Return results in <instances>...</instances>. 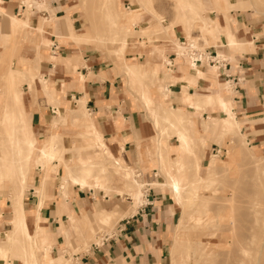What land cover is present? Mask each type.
I'll list each match as a JSON object with an SVG mask.
<instances>
[{
  "label": "crops",
  "instance_id": "crops-1",
  "mask_svg": "<svg viewBox=\"0 0 264 264\" xmlns=\"http://www.w3.org/2000/svg\"><path fill=\"white\" fill-rule=\"evenodd\" d=\"M23 1L21 0L20 3L19 0H0V81L4 78L7 69V64L1 65L2 60L5 58L6 62L11 60L14 70L17 69L19 60H21L22 68L18 70L32 74L38 72L37 75L45 79L46 85L55 89L53 96L60 101L58 107L49 101L41 89L39 76L35 78L33 92L28 90L26 83L21 86L24 91L25 108L32 113V126L38 140L44 139L45 142L51 135L61 134L63 141L68 140L69 142L65 133H53V124H57L53 123V118L56 114L64 117L69 108L77 105V100L84 99L86 109L91 113L94 125L102 134L112 155L118 159L122 158L127 167L135 171L134 176L146 182L145 186L155 184L153 181L158 179L160 171L157 151L159 142L168 143L172 162L180 159L178 150L180 142L174 134L170 138L161 140V128L156 126L155 118L146 107L141 92L134 91L131 87V78L126 72L125 62L145 64L150 51L141 46L140 42L146 41L139 40L140 46L128 41L124 61L108 57L104 52L93 49L88 44H76L67 35L68 23L71 21L78 33L77 28H80L79 31L85 29L86 17L80 9V4L71 0H49L48 4L45 2L47 8L42 12L32 8L29 28L24 31L25 36L21 40H16L11 33V19L13 17L23 18L27 9ZM230 1L238 4L237 1ZM202 2L204 7L212 11L209 14H216V18H219L221 26L224 27L225 17L214 10L211 0H202ZM129 7L130 5L127 8ZM230 16L236 22L237 31L233 32L236 38L243 43L244 48L230 49L225 35H222L216 42L212 41L211 46L206 49L218 55L221 53L223 55L221 58H224L225 53L230 55L228 67L225 71H215L218 69L216 67H210L211 71L209 67H197L204 76L194 77L193 84L182 79V72L188 70L191 65L186 59L174 56L175 52L170 43L173 40H153L154 45L163 44L157 46L165 48L164 54L166 55L164 61L154 58L153 65H161L163 62L161 66L178 79L168 83L171 93L167 97L159 91L152 90V98L155 103L165 107L185 109L186 113L191 114L195 120L196 129L204 133L203 122L205 120L221 119L224 114L218 105L214 106L218 110L211 113H208L207 109L196 112L185 108L184 92L211 94L220 91L222 85L224 86V89L222 88L223 97L230 99L232 111L240 123L241 133L255 146L254 150L264 152V26L262 22H254L251 9L243 11L234 9L230 11ZM146 18L148 17L144 16L140 24L143 25L150 21ZM42 21L43 24L40 27ZM174 35V39L185 38L180 31H175ZM43 40L50 45L44 46ZM39 52L43 56L54 57V60L52 58L43 60L42 54L41 59L38 60ZM69 58L73 61L71 66L65 63V60ZM211 72L218 75H212ZM163 75L164 73H159V76L163 77ZM228 84L232 88L231 95L228 93ZM65 127L69 125L61 126L59 131H66ZM206 137V146H197L202 169L210 153L215 156H222L217 155L218 151L225 153V150L216 144H209L210 134ZM76 140L80 139L76 138ZM56 160L49 161L43 166L38 165L35 160L31 161L24 201V213L31 232L35 229L38 213L44 220L41 226L49 232L45 238V245L50 247L52 256L55 250L59 249V252L64 254L67 252L66 256L72 255L73 258L76 253L73 250L78 249L73 245V237L84 238L85 243L90 241L85 238L84 234V227L87 226L84 219L86 214L91 217L93 214L106 210L117 213L121 218L115 234L109 239L105 238L102 248L92 247L89 253L77 255L78 264L165 263L169 242L162 234V230L173 216L170 212L177 211L170 188L151 187L148 202L150 205H140L142 203L140 202L137 205H140L137 211L134 201L131 203L133 209L127 207L128 198L124 199V197L131 196L130 193L124 192L121 195L116 192L123 188V184L113 188L115 193L112 197L103 196V201L99 200L97 195L102 196L101 193L104 194V190L82 189L78 185H70L69 192H63L60 195L65 170L61 162H55ZM110 162L111 160H108L107 164ZM34 167L47 168L48 172L44 177L40 178V175L38 178ZM112 170L109 168L105 175L110 185L118 177ZM128 171H130L129 168ZM138 173L141 175L138 176ZM162 181L160 183H164L165 178ZM70 183H72L71 180ZM70 183L68 180V185ZM4 188V186L0 187V190ZM157 189L164 190V192H157ZM66 211L69 213H65ZM7 226L5 221L0 220V238ZM48 258L51 259V255ZM1 262H3L2 259H0ZM72 262L75 264L74 259ZM12 264L23 263L21 260L13 259Z\"/></svg>",
  "mask_w": 264,
  "mask_h": 264
},
{
  "label": "bare ground",
  "instance_id": "bare-ground-1",
  "mask_svg": "<svg viewBox=\"0 0 264 264\" xmlns=\"http://www.w3.org/2000/svg\"><path fill=\"white\" fill-rule=\"evenodd\" d=\"M191 1L192 0H182V4L180 6L181 10L191 12L190 15H186L185 13L178 15L165 27V29L175 33L176 29L181 27L184 29L186 34L193 38V26L195 21H198L201 23V26L198 27L200 32L203 33L205 31H209V34L215 41H217L222 35H225L229 48L241 49L243 47V43L236 38L233 32L235 31L234 25L236 22L231 16L227 17L225 20L226 25L222 27L218 18L215 19L213 16H203L200 13V9H203L204 7L202 0H194L197 4H194L192 3L193 1ZM226 1L229 3L231 10L238 8L243 9L246 7L243 5L245 4V2H243L245 0H238V4L232 3L230 0ZM23 2L26 3V6L28 7V5L34 1L24 0ZM37 5L39 7V11L47 7L44 1L37 2ZM141 7L143 8L132 10L133 8L130 6L129 8L124 9L125 12L133 15L132 20H134L132 21V24L130 23L133 27L138 25L137 23L142 15L146 13H151L153 16L156 15V10L152 6L149 5L148 7L147 5L142 4ZM248 7L253 8L252 3H250ZM142 9H144V11H142ZM120 11L121 7L119 6L116 9V17L112 16L111 10L106 12L104 15L106 20L110 21L113 27L117 30L108 38V40L113 44V46L114 44L118 45L117 52L120 53H118L119 55H124L129 43L127 38L129 35L134 34L135 32L132 29L126 28L120 23ZM30 12L31 11L29 10L25 11L23 18L13 17L11 19L12 37L15 38V35L18 36L17 33L26 31L29 28V19L31 15ZM155 17L154 19L156 20ZM42 24L43 21L40 27H42ZM71 26L72 23L69 22L67 35L71 40L78 41V38H85L83 34L81 36H78L80 34H75ZM157 28L158 24L155 22L154 25H148L146 27L140 28V30L136 31V33L140 32L149 36L150 34L154 33ZM39 32L43 33V31ZM204 39L206 42H210L209 39L205 37V35ZM140 44L144 47L147 45L146 42H140ZM37 55L38 59H40L41 53L39 52ZM222 56V54H219L218 58L216 59H220ZM149 57L150 58H148L145 64L125 62L126 72L130 78H134L139 80V82H142L143 76L153 65V59L158 57L164 61L166 55L164 54L163 48L153 45ZM178 58H183L181 57L180 53H178ZM6 60V58L2 60V66L5 64ZM52 60H54V57H52ZM161 65H163V62ZM161 65L157 64L152 67L151 83L150 85H147L148 87L143 88L141 94L146 107L155 118L156 126L159 128L160 124H164L165 128L163 127V130L167 131L168 138H170L173 134L178 138L180 142V147L178 148L180 152V159L176 162H172L170 160V147L168 146V143L164 144L163 141H160L157 149L159 156L158 162L160 165V172L165 177V182L155 183L154 185L157 188H170L172 197L174 198L176 204L181 206L183 209H187L186 207L189 206L190 208V206L193 205L195 199L199 197L200 186H202L207 191L213 190V187L216 188V182H218L217 179L221 171L217 165L218 156L213 154L212 157L209 158V164L206 166L205 175L201 176V171L203 169L199 154L197 153V146L200 145V141L204 142L207 138V134L211 135L213 133L217 134L216 137L220 144L223 143L227 134L231 135L240 132L241 137L245 138L246 136L241 133L239 121L232 111V103L222 99L223 94L221 91L205 95H198L195 93L188 94L184 92L183 104H187L194 111H200L201 108L218 105L219 109L224 114L221 119L209 118L208 120H205L203 122L204 133H200L199 136H196L195 134V121L193 117H190L188 113H186L185 109H174L173 107H165L155 103L152 98V90L156 89L167 97L169 93H171L168 83L172 81L174 82L178 79L169 72H165L163 77H158L159 73L162 72ZM216 70L218 69H215V71ZM182 73V79H186L192 84L195 81L194 77L204 76L199 69L191 68L190 66L188 67V70ZM35 76V74L24 70H14L9 66L6 69V74L3 79L5 82L4 89L6 88V90L0 93V100H3L4 105L3 116L0 118V187L6 186V184L9 183H14V180L19 182V185L14 188L12 194L10 195V207L12 209L10 225L12 228L6 232L4 237L0 238V251H5V249H9L11 246L13 249L11 250V255L8 254V256H6L7 253H4L3 255L0 254V259L3 261L0 264H12V260L14 259L12 257H15L16 261L21 260L23 264H73V258L71 257L72 255H68V257L66 255L53 257L52 253L50 254V247L45 245V238L49 232L41 226V223L44 220L41 218L40 213H38L36 217V226L34 231L31 232V229L29 228L27 218L24 213V201L25 190L28 187L31 161L35 160L37 161L38 165L43 166L49 161L62 159L65 153L71 152L73 153L72 157H74L75 162L73 164L67 163V175L65 178L67 180L70 179L73 185H78L82 189L94 188L97 191L101 189L106 193H108L111 188L110 184L105 179V174L109 168H112L113 170L115 169L117 174L121 175L123 178V188L118 189V193L122 195L124 192L128 191L131 193V196H133L135 204H138L143 196V191L141 188L144 185L137 181L136 177H132L129 174L128 168L125 169L126 163L122 158L118 159L112 155L108 146L106 143H104L105 140L102 134L96 129L91 115L88 114L89 112L86 109L84 99L77 100V105L70 110L69 115V118L72 119L74 124L78 125L77 123H81L79 126L82 127L83 130L79 131L77 134V136L80 137L79 139L83 140L81 141V144L79 146L74 144L72 147L67 148L62 145L64 138L61 134H53L46 142L41 143L40 140H38L35 131L33 130L32 113L27 111L25 108L24 93L22 91H18L17 89V85L19 82H21V85L23 83H28V90L33 91L34 84L32 82L35 80ZM39 79L41 88L45 95L49 98V101L58 107L60 105V101L55 99L53 96L55 89L47 86L43 77H39ZM14 85H16V87H14ZM11 86L12 88H10ZM158 119H162V122H159ZM67 122V116L60 117V115L56 114L53 118V123L65 124ZM87 139H92L94 141L93 143L91 142L92 144L95 142L98 144L101 143L100 146L105 147L104 154L108 158L101 161L99 164H93L90 158H88L89 154H84L85 151L88 150V146H90V144H88L90 142L87 143L85 141ZM242 146V142L235 143L231 150L232 154L228 165L232 166V163L235 161V159L245 160L242 155ZM254 152L255 150L249 154L251 162H248V164L250 163L253 166V171L255 172L257 178L262 180V174L264 172V157H258ZM36 154L37 157L34 159ZM108 160H111L109 164H107ZM190 167L191 169L195 170V174L192 176L189 175L188 171ZM232 168H234V166ZM226 169L228 170V168ZM246 205L248 213H250L252 216V227L250 229L251 235L249 237L248 247L243 250V253H245L251 259L247 264H260L261 258L264 257V203L261 201V194L253 193L252 198L249 199V202H247ZM65 213L69 212L66 211ZM231 215L233 216V213ZM232 216L231 220H233ZM117 217V213L102 210L97 214L96 220L99 224L110 226L113 220ZM1 218H3V213L0 212V219ZM236 221L237 220L234 222ZM213 224L214 222H210L207 219H204V216L199 215L198 217L194 218L192 228H206L211 227ZM86 225L87 227H92V222L87 220ZM229 228L232 230V228L235 227L232 225ZM235 230L233 229V234ZM262 234L263 237H261ZM210 235V237H214L216 234L212 232ZM234 236L235 235L232 237L234 238ZM185 237L186 235L180 233L174 238V246L172 248L173 250H171V252H173V256L171 258L170 264H189L188 261L190 256L188 254L186 256H183V253L181 255H177L178 250L183 247L185 243H187V247H189L187 249L192 247V244L186 241ZM202 246V242L197 244V247L199 248ZM207 247L206 249L209 251L208 249H210V247ZM205 250L202 251V253L205 254ZM210 250L213 252V249ZM73 251L77 252L79 250L74 249ZM49 255H51V259L48 258ZM241 262L240 264H246L244 261Z\"/></svg>",
  "mask_w": 264,
  "mask_h": 264
},
{
  "label": "rangeland",
  "instance_id": "rangeland-1",
  "mask_svg": "<svg viewBox=\"0 0 264 264\" xmlns=\"http://www.w3.org/2000/svg\"><path fill=\"white\" fill-rule=\"evenodd\" d=\"M19 1L21 3V0H19ZM33 1L34 2H32L30 5H28V7L26 6L27 7L26 11H28V10L31 11L32 8L35 11H39V7L37 5V2L44 1L48 4L49 0H33ZM71 1H73L74 3L77 2L80 4V6H81L80 9H81L82 13L84 14V16L86 17L85 18L86 26L84 27L85 29L83 31H81V30L79 31L80 28H77L78 33H76V31L73 27V24L71 26L72 29L74 30L75 34H79V33L84 32L82 34H83V36H85V38H78V41L75 40L74 42L78 45L82 44V43L88 44L91 48L100 50L101 52H104L106 55H108V57H112L113 59L122 60V61H124L125 58H124V55H122V54L119 55L120 53L117 52L118 45L114 44V46H113V44L110 43V41L108 40V38L111 35H113L117 30L113 27V25L111 24L110 21L106 20V17L104 15V14H106V12L111 10L112 16L116 17V15H115V13L117 14L116 9L119 6L121 7V11L119 13L120 14V20H121L120 23L123 26H125L126 28L132 29L135 32L134 34L129 35L127 38V40L131 44H137L140 46V44L138 43L139 40L140 41H146L147 45H145V47L144 46L143 47L146 48L147 51H151V49L154 45L153 43H151V42H153V40H167L168 39V40H173L170 43L172 44V48H173L174 52L176 51L177 39L176 38L174 39V36H175L174 33L172 31H169L168 29H165V27L172 20H174L178 15H181L183 13H185L186 15H190V13H191L189 11H183L180 9V6L182 4V0H145V1H138V0H117V1H115V0H71ZM192 1H191L192 3L197 4L194 0H192ZM233 1H238V0H233ZM211 2L214 5V9H216V11L218 13L224 15L225 20L227 19L228 16H230L231 9H230L229 3L226 0H211ZM245 2L246 3L243 5L246 7L243 9L238 8V10L243 11L244 9H251L252 15L254 17V22H262L263 26H264V0H245ZM178 3H180V4H178ZM250 3H252L253 8L248 7ZM142 4L147 5L148 7L150 5L153 8H155L156 15L155 14L154 15L156 17L153 16V14H151V13H146L140 17V20L137 23L138 25L136 27H133L131 25L132 21L134 20V19L132 20L133 15L132 14L130 15L129 13L125 12L124 9H126L128 7V5H130L133 8L132 10L140 9V8H143V7H141ZM46 8H44L43 11H45ZM40 11L42 12V10H40ZM142 11H144V9H142ZM210 12H212V11L206 7H203V9L202 8L200 9V13L203 16H207V17L213 16L216 19V14L211 15V14H209ZM144 16L148 17L146 19L147 20L150 19V21H148L142 25L140 23H141L142 18ZM154 17L156 18V20L154 19ZM155 22L158 24V28L155 30L154 33L150 34L149 36L147 34L145 35V34L140 33V32L136 33V31L140 30V28L146 27L148 25L149 26L154 25ZM199 26H201V23L198 21H195V24L193 26V38H191L188 34H186L184 29L181 27L177 28L176 31L177 32L180 31L181 35H183V37H185L188 41L192 40L200 48L206 49V48L210 47L211 42L215 41V40L212 39L211 35L209 34V31H205L203 33L200 32V29L198 28ZM234 30L237 31V28L235 27V25H234ZM82 34H80L78 36H81ZM17 35L18 36L15 35L16 40L17 39L21 40L25 36V32L21 31V32L17 33ZM204 35H205V37H207L209 39L210 42L205 41ZM141 37H142V39H141ZM164 37L167 39H165ZM177 37L179 38L178 35H177ZM43 45L48 46L50 44L46 40L45 41L43 40ZM155 45H163V44L159 43V44H155ZM163 49H165V48H163ZM230 49L236 50V48H230ZM42 56H43V54H42ZM229 56L230 55H226V53H225L224 58H220V59H228ZM51 58H50V55H48V56H43L42 59L43 60L44 59L50 60ZM148 58H150V57H148ZM155 59H159V58L156 57ZM22 63L23 62L21 60H19V65L16 68L21 69ZM65 63L67 65L71 66L73 64V61L69 58V59L65 60ZM129 63H131V62H129ZM5 64H7V67H9V66L14 67L13 62L11 60L10 61L8 60ZM153 66H155V65H152L148 69V71L145 73V75L143 76L142 82H139V80H137V79L131 78L130 84H131V87L134 91L142 92L144 87H148L147 85H150L151 78H152L151 70H152ZM161 67H162V72H161L162 74L163 73L165 74V72H168V71H166V69L163 66H161ZM209 69H210V67H209ZM210 71H211V69H210ZM216 71H218V70H216ZM37 73H35V75H36L35 78L38 76ZM211 74L215 75V76L218 75L215 72H211ZM161 76H159V77H161ZM40 78H42V77H40ZM3 79L0 81V93L6 90V88L4 89L5 82ZM34 82H35V80L32 82L35 85ZM21 86H22L21 82H19V84L17 85V89H18V91H22L24 93ZM27 86L29 87L28 83H27ZM14 87H16V85H14ZM220 87H221V89L222 88L224 89V86L221 85ZM10 88H12V86ZM223 89L220 90L222 92V94H223ZM153 90L156 92L158 91L156 89H153ZM33 91H30V92H33ZM228 93H230V95L232 94V88L230 87L229 84H228ZM138 94H140V93H138ZM195 94L203 95V94H199V93H195ZM222 99L225 101L230 100L228 97H223V96H222ZM184 106H185V108L192 109L187 104H184ZM214 106H217V105L209 106L207 108H201L200 112L204 111L206 109H207L208 113H211L213 111H217L218 109L214 108ZM71 109L72 108H69V111L65 114V116L68 117L67 123H65V124L59 123L56 125L53 124V127H54L53 133H65L67 135V137L69 138V142H67L68 140L62 141V145L66 146L67 148L72 147L74 145V142H75V144H77V146H79L81 144V141H83V140H79V141L76 140V138H78V139L80 138L79 136H77V134L79 133V131H82L83 129H82V127L79 126V125H81V123L80 124L77 123L78 125H76L73 123L72 119L69 118ZM3 110H4V105H3V100H2L0 103V118L2 116ZM196 112H199V111H196ZM88 114L91 115V113H88ZM188 115L190 117H192L191 114H188ZM158 121L162 122V119H158ZM81 122H82V120H81ZM60 125L61 126L69 125V127H65L66 131L62 132L61 130L59 131V128L61 127ZM239 125H240V123H239ZM78 126H79V128H78ZM163 127L165 128V125L160 124L159 128H161V139L168 138L167 131H164ZM194 130H195L196 136H199L200 132L196 129V126H194ZM0 134H1V130H0ZM216 135H217L216 133H213L210 135L209 144L214 143L217 146H219L221 149L225 150L224 156H218V159H217V165L221 171H220L218 179H217L218 182H216V188L213 187V190L207 191L202 186H200L199 197L195 199L193 205L190 206V208H189V206L186 207L187 209H183L181 206L177 205L174 198L172 197L173 201H174V205H176L177 211L173 210L170 212L171 215H173V216H171L168 224L166 226H164V228L162 230V234L165 237H167L168 242H169V244L167 246V250H168L167 258H166L164 264H170L171 258L173 256L172 255L173 252H171V250H173L172 248L174 246V238L180 233L186 235L185 239L190 244H192L191 245L192 247L190 249H187L189 247H187L188 245H187V243H185L183 245V247H181L182 251L180 248L177 252V255H181L183 253L182 255L186 256L188 254L190 256L189 261H188L189 264H196V263L197 264H240L241 261H244L247 264L251 260L245 253H243L244 252L243 250L248 247L249 237L251 235L250 229L252 227V216L250 215V213H248L246 204H247V202H249V199L252 198L253 193H260L261 194V201H262V203H264V172L262 174V180H259L257 178L255 172L253 171V166L250 163L248 164V162H251L249 154L254 150L253 147H255V146L250 141H247V137H245V138L241 137L240 132H237L236 134H231V135L227 134L223 143L220 144L218 142ZM42 140H40L41 143L44 142V139H42ZM85 141L87 143L90 142V143H88V144H90V146H88V150H86L84 154H86V155L89 154L88 158H90V160L93 164L94 163L99 164L101 161L106 160V158H108L104 154L105 147L100 146L101 143L98 144L95 142L94 144H92L94 142L92 139H87ZM236 142H242L243 143L242 155H243V158L245 160L235 159V161H233L232 166H231V165H228V163L230 162V159H231V154H232L231 150H232V148ZM200 145L206 146V139L204 142L200 141ZM209 149H211V147ZM254 153L258 157H264V152H262V151L255 150ZM212 155H213V153H210V157H212ZM72 156H73V153L67 152V153H65V155H63L62 160L57 159L55 161L58 163L61 162L63 169L65 170L64 171L65 174L62 176L60 195L63 194V192L68 193L70 185L74 186L72 183H70V179H68L69 183H70L68 185V180L65 178L67 175L66 174L67 173V166H66L67 163L73 164L75 162V159ZM36 157H37V154L35 155L34 159H36ZM199 157H200V155H199ZM209 158H208V160H209ZM208 160H207V163L205 165H203V170L201 171V176L205 175L206 166L209 164ZM233 166H234V168H232ZM127 168H129L131 171V172L129 171V174L132 177H135L134 176L135 171L133 169H131L130 167H127V165L125 164V169H127ZM226 168H228L229 171ZM40 170H42V171H40ZM34 171H36L38 178L40 175H41L40 178H42L45 176V173L48 172V169L47 168L43 169V168L34 167ZM188 171H189L190 176L195 174V170L191 169V167L189 168ZM112 172L115 173L118 177H116V181H113L111 183V185H110L111 189L108 192L109 194L104 191V194H103V192L101 193L102 196L98 197V195H97V198H99V200H101V201H103V196H105V195L108 197H112V195L115 193L113 188L118 186V185L121 186L123 184L122 176L118 175L117 172L115 171V169L112 170ZM56 173H57V171H56ZM107 173H108V171L106 172V174ZM160 177H162V179L165 178L163 176V174L159 171L157 178L160 179ZM117 179L119 181H117ZM158 179H156L153 182L154 183L163 182L162 179H160V181H158ZM136 180L139 181L142 185H144L141 188L143 191V196L140 199V202H142L140 205H142L145 202H147L145 200V197H144L145 192L148 189H150L151 187L155 188V189L157 187L154 184L151 186H145L146 182L140 181V179L137 177H136ZM116 182H118V183H116ZM18 185H19V182H16V180H14V183H9V184H6V186H4L6 189L4 188L3 190H0V200H1L0 212L3 213V218H1L0 220L5 221V223L8 225L4 231V234H2L1 237H4L6 235V232L11 230V228H12V226L10 225V220L12 218L11 208H10V204H11L10 203V195L13 192L14 188L17 187ZM1 188H3V186H1ZM156 191L157 192L158 191L164 192V190H159V189H157ZM116 192L118 193L117 190H116ZM132 197L133 196H130V195L124 197V199L128 198V200L126 202H127V207L129 209H133V205L131 203L134 200ZM138 204H135L136 205V208H135L136 211H137L138 207L140 206V205L137 206ZM101 207H103V206H101ZM105 208H107V207H105ZM199 211H200V214H199ZM231 212L233 213V216L231 215L232 214ZM97 214L98 213L93 214L91 217H90V215L86 214V216L84 218L85 221L89 220L92 222V227H87V226L84 227L85 238L90 240L88 243L84 242L85 241L84 238L80 237L79 239L77 238L78 239L77 240L76 238L73 237V245L78 247V249H79V251L74 253L73 259H74L75 264L76 263L78 264V260H76L77 255H83L85 253H89V251L92 250V247L102 248L103 247L102 245L104 243L105 238L109 239V237L111 235L115 234L114 232H116V227H117L118 221L121 219L120 217L115 218L113 220V222L110 224V226H108V225L99 224L97 222V220H96ZM199 215L204 216V219H207L210 222H214V224L212 226L210 225L211 227H206V228H200V229L192 228L194 218L198 217ZM231 216H232L233 220H231ZM183 217H184V221H183ZM234 217H235V219H234ZM235 220H237V221L234 222ZM232 222H234L235 224ZM232 225L235 228H232V230H231L229 227H231ZM233 229L234 230L236 229L234 234L232 233ZM212 232L216 234V235H214V237H210L211 236L210 233H212ZM233 235H235L234 236L235 240L232 237ZM111 237H113V236H111ZM261 237H263V234ZM200 242L203 243V246L201 248L197 247V244H199ZM207 246L210 247V249H213V252H211L212 250H210V249H208L209 251H207V249H206ZM15 248H16V246H15ZM12 249H13V247L11 246V247H9V249L8 248L5 249V251L1 250L0 254L3 255L4 253H7L6 256H8V254L11 255ZM204 250L206 251L205 254L202 253V251H204ZM61 254L66 255L64 253L59 252V249H57V250H55V253L53 256L57 257V256H60ZM243 256L248 262L243 258ZM12 258L16 259L15 257H12ZM12 258H10V259H12ZM260 264H264V257L261 258Z\"/></svg>",
  "mask_w": 264,
  "mask_h": 264
},
{
  "label": "built area",
  "instance_id": "built-area-1",
  "mask_svg": "<svg viewBox=\"0 0 264 264\" xmlns=\"http://www.w3.org/2000/svg\"><path fill=\"white\" fill-rule=\"evenodd\" d=\"M178 53L189 62L191 67H216L218 71H225L228 67V59H216L218 58L217 53H212L209 49H202L193 41H188L185 38L177 40L174 56L178 57ZM217 155L224 156V153L218 151ZM138 176H140V174ZM149 193L150 189L145 192L144 197L147 202L142 205H150L148 203L150 199Z\"/></svg>",
  "mask_w": 264,
  "mask_h": 264
}]
</instances>
